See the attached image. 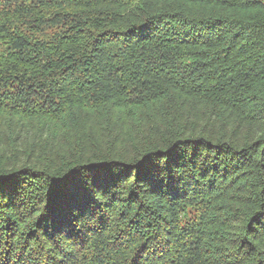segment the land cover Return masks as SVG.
Listing matches in <instances>:
<instances>
[{"label": "trees", "instance_id": "16d2710c", "mask_svg": "<svg viewBox=\"0 0 264 264\" xmlns=\"http://www.w3.org/2000/svg\"><path fill=\"white\" fill-rule=\"evenodd\" d=\"M0 189V264H264V0H0Z\"/></svg>", "mask_w": 264, "mask_h": 264}, {"label": "snow or ice", "instance_id": "6c2138e0", "mask_svg": "<svg viewBox=\"0 0 264 264\" xmlns=\"http://www.w3.org/2000/svg\"><path fill=\"white\" fill-rule=\"evenodd\" d=\"M83 171L91 170H75L68 173L59 181L64 185L68 193L72 194L73 201L70 212L69 227L75 229L80 221L85 222L95 216L96 212L104 207L101 197H108L112 194L114 188L119 187L120 182L127 177L123 173L105 172L93 173L88 177L82 175ZM90 181V183H89ZM88 193L87 196L79 195L80 193ZM3 197V191L0 189V198ZM3 207V205H0ZM255 231V228H253Z\"/></svg>", "mask_w": 264, "mask_h": 264}, {"label": "rangeland", "instance_id": "374dc122", "mask_svg": "<svg viewBox=\"0 0 264 264\" xmlns=\"http://www.w3.org/2000/svg\"><path fill=\"white\" fill-rule=\"evenodd\" d=\"M232 197V196H231ZM222 199L221 200H226V198H223V197H221ZM215 201H217V199L215 200Z\"/></svg>", "mask_w": 264, "mask_h": 264}]
</instances>
